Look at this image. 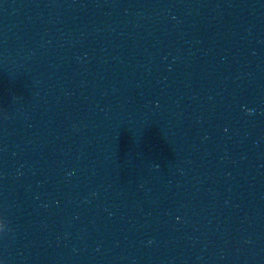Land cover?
<instances>
[{
  "label": "clouds",
  "instance_id": "obj_1",
  "mask_svg": "<svg viewBox=\"0 0 264 264\" xmlns=\"http://www.w3.org/2000/svg\"><path fill=\"white\" fill-rule=\"evenodd\" d=\"M7 229V224L5 221L0 220V232H5Z\"/></svg>",
  "mask_w": 264,
  "mask_h": 264
}]
</instances>
